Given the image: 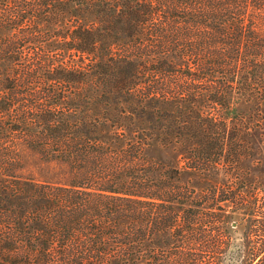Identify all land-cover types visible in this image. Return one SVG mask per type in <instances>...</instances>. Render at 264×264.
Returning a JSON list of instances; mask_svg holds the SVG:
<instances>
[{
	"label": "trees",
	"instance_id": "16d2710c",
	"mask_svg": "<svg viewBox=\"0 0 264 264\" xmlns=\"http://www.w3.org/2000/svg\"><path fill=\"white\" fill-rule=\"evenodd\" d=\"M259 137L264 0H0V264H264Z\"/></svg>",
	"mask_w": 264,
	"mask_h": 264
},
{
	"label": "rangeland",
	"instance_id": "374dc122",
	"mask_svg": "<svg viewBox=\"0 0 264 264\" xmlns=\"http://www.w3.org/2000/svg\"><path fill=\"white\" fill-rule=\"evenodd\" d=\"M263 139V138H262ZM261 137L257 138L254 141H246L245 146L248 154L246 162V167L250 169L253 176L264 179V139L262 140ZM250 148H256V151L250 153ZM255 161V162H254ZM262 179V180H263Z\"/></svg>",
	"mask_w": 264,
	"mask_h": 264
}]
</instances>
